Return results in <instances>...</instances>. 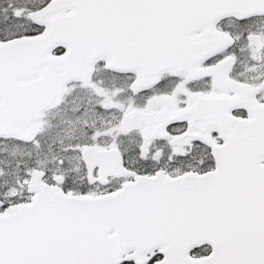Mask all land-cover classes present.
I'll use <instances>...</instances> for the list:
<instances>
[{
	"label": "snow or ice",
	"instance_id": "snow-or-ice-1",
	"mask_svg": "<svg viewBox=\"0 0 264 264\" xmlns=\"http://www.w3.org/2000/svg\"><path fill=\"white\" fill-rule=\"evenodd\" d=\"M0 264H264V0H0Z\"/></svg>",
	"mask_w": 264,
	"mask_h": 264
}]
</instances>
